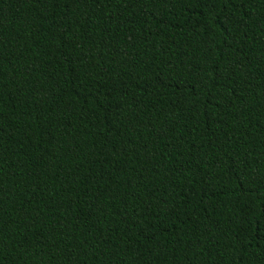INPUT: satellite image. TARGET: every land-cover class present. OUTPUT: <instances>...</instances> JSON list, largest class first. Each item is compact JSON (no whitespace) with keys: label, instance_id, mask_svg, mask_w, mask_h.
I'll return each mask as SVG.
<instances>
[{"label":"trees","instance_id":"trees-1","mask_svg":"<svg viewBox=\"0 0 264 264\" xmlns=\"http://www.w3.org/2000/svg\"><path fill=\"white\" fill-rule=\"evenodd\" d=\"M0 256L264 264V0H0Z\"/></svg>","mask_w":264,"mask_h":264},{"label":"snow or ice","instance_id":"snow-or-ice-1","mask_svg":"<svg viewBox=\"0 0 264 264\" xmlns=\"http://www.w3.org/2000/svg\"><path fill=\"white\" fill-rule=\"evenodd\" d=\"M108 3H111V0H107ZM221 78H223V75L221 74ZM0 259H3L2 256H0Z\"/></svg>","mask_w":264,"mask_h":264}]
</instances>
